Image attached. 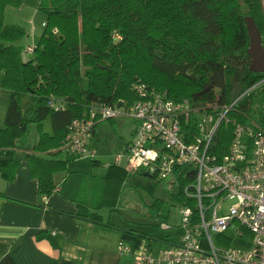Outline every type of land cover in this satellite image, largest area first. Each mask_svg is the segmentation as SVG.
<instances>
[{"label":"trees","instance_id":"1","mask_svg":"<svg viewBox=\"0 0 264 264\" xmlns=\"http://www.w3.org/2000/svg\"><path fill=\"white\" fill-rule=\"evenodd\" d=\"M23 2L0 0V86L11 94L0 127V149L16 148L29 123L38 124L40 137L28 159L43 196L57 190L54 173L67 170L65 159L46 155L60 153L70 123L90 105L134 103L138 97L132 84L139 80L167 90L176 100L231 103L264 78V73L250 70L246 21V16L254 17L264 43V0H40L46 25L27 59L15 44L27 35L26 28L5 20L7 7ZM83 66H88L85 74ZM27 95L35 104L25 110L22 100ZM52 97L65 100L66 107H52ZM237 109L242 112L234 113L239 120L263 124L264 83L245 95ZM47 119L52 133L44 130ZM225 126L217 140L228 148L233 129ZM19 165V159L0 158L2 177L13 181ZM108 166L104 181H126L130 172L122 165ZM95 194L96 210L108 205V198ZM163 203L160 198L152 203L160 215ZM77 216L102 220L97 211L89 215L86 198L80 199Z\"/></svg>","mask_w":264,"mask_h":264},{"label":"built area","instance_id":"2","mask_svg":"<svg viewBox=\"0 0 264 264\" xmlns=\"http://www.w3.org/2000/svg\"><path fill=\"white\" fill-rule=\"evenodd\" d=\"M35 46L26 47L28 55ZM262 83L264 78L231 103H206L176 100L139 80L132 84L134 103L92 104L72 120L59 150L90 160L99 157L94 139L101 121H138L133 139L111 163L166 181L181 204L182 231L171 239L167 230L174 226L162 222V246L135 253L134 264H264V123L234 115L242 113L239 101ZM50 105L63 109L66 102L52 97ZM223 125L233 129L228 148L217 140ZM119 250L129 254L133 246L121 239Z\"/></svg>","mask_w":264,"mask_h":264},{"label":"crops","instance_id":"3","mask_svg":"<svg viewBox=\"0 0 264 264\" xmlns=\"http://www.w3.org/2000/svg\"><path fill=\"white\" fill-rule=\"evenodd\" d=\"M3 75L4 72L0 71V85ZM10 96V91L0 86V127L4 126ZM23 102L25 110L35 104L32 95L25 96ZM49 121V133H52L53 125L51 119ZM32 127L35 129L34 124ZM98 130L96 128L95 138ZM25 135L18 140L16 148L0 149V158L20 161L13 181L4 179L0 171V192L7 195L0 196V264H134L135 253L142 252L147 246H162V237L159 241L158 235L150 231L116 223L113 214L106 212L108 208L119 210L122 191L120 189L119 193L117 189L122 188L125 182L121 184L113 178L103 180L108 174V164L113 161L109 159L108 147H99L104 152L99 153L98 161L91 160L89 169L81 170L80 178L73 181L70 178L76 170H72L70 165L74 159L70 156L61 158L67 161V170L54 173L57 190L43 196L39 190V178L31 175L28 159L29 151L39 140L40 134L34 135L31 141L30 136L26 138ZM128 142L122 141L121 148ZM91 165L105 170L95 174ZM90 172H93L91 177L88 175ZM95 187L97 189L94 191ZM97 191L101 199L113 197L112 201L107 199L108 205H102L98 210L92 204L94 199H99L95 194ZM81 198L87 200L89 215L97 211L102 215L101 221L77 216ZM143 234L150 237L146 238ZM121 239L133 246L132 253L120 252Z\"/></svg>","mask_w":264,"mask_h":264},{"label":"rangeland","instance_id":"4","mask_svg":"<svg viewBox=\"0 0 264 264\" xmlns=\"http://www.w3.org/2000/svg\"><path fill=\"white\" fill-rule=\"evenodd\" d=\"M39 2L40 0H24L21 6H8L6 10V23L20 24L27 30V35L15 42L26 59L30 56L24 49L28 45H37L46 25L47 16L39 9ZM22 103H24L23 100ZM47 120L48 122L44 125V130L49 132L51 122L49 121L50 119ZM33 124L35 125V129L32 127ZM137 126L138 121L135 119L121 116L115 120L107 119L101 121L97 125L99 134L94 139L97 140L95 143H97L99 153L104 152L99 147L102 149L108 147L109 151L107 153L110 157L109 159L114 160L115 155L122 151V141H131L133 139L134 129ZM37 134H40L38 124L36 122L29 123L25 135L26 138L30 136L29 141H31L33 136ZM47 156L66 159L69 155L65 152H60L57 155L47 154ZM73 159L74 162L70 167L72 170H76V172L72 173L71 181L75 180V178H80L82 175L80 171L88 170L91 164V160L86 157ZM91 166L95 174L102 173L105 170V168H101L98 165ZM93 172H90L88 175L90 177L93 176ZM145 172L144 170H139L129 173L123 187L121 188L119 184L120 188L118 187L119 189H117L119 193L120 189L122 191L119 210H111L108 208L106 212L113 214V221L116 223L126 225L128 228L133 227L138 230L150 231L153 235H158L157 239L159 241L166 234V230L162 227V222H167L174 226L173 229L167 230L171 239H174L175 235L182 231L180 226L182 220L181 204L170 194L166 181H160V178L146 175ZM63 173L66 174L67 171ZM156 198L165 201L163 203V210L161 211L162 215L152 207V203ZM108 199L112 201L113 197H109ZM159 241L157 242L161 245Z\"/></svg>","mask_w":264,"mask_h":264},{"label":"water","instance_id":"5","mask_svg":"<svg viewBox=\"0 0 264 264\" xmlns=\"http://www.w3.org/2000/svg\"><path fill=\"white\" fill-rule=\"evenodd\" d=\"M246 21L250 36V46L248 49L251 56L250 70L257 73H264V43L262 31L253 16H246ZM87 68L88 66H83V74H85ZM118 106H120V103ZM146 175L150 176V173L146 172Z\"/></svg>","mask_w":264,"mask_h":264}]
</instances>
